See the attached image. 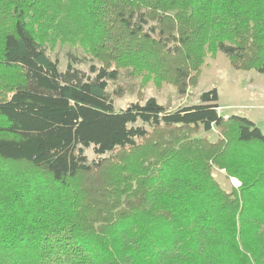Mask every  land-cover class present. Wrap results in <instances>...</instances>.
Wrapping results in <instances>:
<instances>
[{
  "label": "trees",
  "instance_id": "trees-1",
  "mask_svg": "<svg viewBox=\"0 0 264 264\" xmlns=\"http://www.w3.org/2000/svg\"><path fill=\"white\" fill-rule=\"evenodd\" d=\"M56 41L101 66L60 71ZM218 52L264 73V0H0V264H264L261 129L217 89L109 92L125 69L185 95Z\"/></svg>",
  "mask_w": 264,
  "mask_h": 264
},
{
  "label": "rangeland",
  "instance_id": "rangeland-1",
  "mask_svg": "<svg viewBox=\"0 0 264 264\" xmlns=\"http://www.w3.org/2000/svg\"><path fill=\"white\" fill-rule=\"evenodd\" d=\"M47 52L53 60H58L60 71H65L70 60L76 68L87 73L91 65L97 68L101 66L98 61L92 60L86 49L79 44L56 41L47 44ZM212 89L218 91V104L222 116L246 117L254 122L264 135V73L234 69L229 57L223 52H218L214 58L210 56L206 58L197 85L188 89L185 95L167 83L158 87L152 78L144 84L142 78H131L129 71L125 69H121L120 79L117 82L109 84V92L114 99L117 112L137 102L140 95L144 100L154 97L160 104L175 111L183 106L198 104L200 95ZM116 91H120L122 96L113 95ZM198 137H208L210 141L215 142L218 139V130L213 129L209 133L202 131ZM85 154L89 161L97 158L92 148L87 149ZM214 175L222 188L227 191L241 185L237 179L228 180L224 171L215 170Z\"/></svg>",
  "mask_w": 264,
  "mask_h": 264
},
{
  "label": "crops",
  "instance_id": "crops-1",
  "mask_svg": "<svg viewBox=\"0 0 264 264\" xmlns=\"http://www.w3.org/2000/svg\"><path fill=\"white\" fill-rule=\"evenodd\" d=\"M224 117H229L228 115H225Z\"/></svg>",
  "mask_w": 264,
  "mask_h": 264
},
{
  "label": "built area",
  "instance_id": "built-area-1",
  "mask_svg": "<svg viewBox=\"0 0 264 264\" xmlns=\"http://www.w3.org/2000/svg\"><path fill=\"white\" fill-rule=\"evenodd\" d=\"M221 108L219 109V112H220Z\"/></svg>",
  "mask_w": 264,
  "mask_h": 264
}]
</instances>
